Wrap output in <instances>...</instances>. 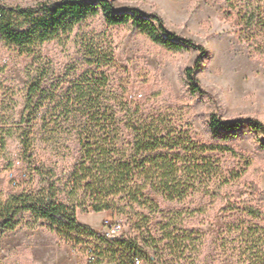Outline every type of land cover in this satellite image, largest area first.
<instances>
[{
    "label": "trees",
    "instance_id": "1",
    "mask_svg": "<svg viewBox=\"0 0 264 264\" xmlns=\"http://www.w3.org/2000/svg\"><path fill=\"white\" fill-rule=\"evenodd\" d=\"M222 1L224 19L233 21L250 54L264 59V0ZM99 15L107 25L138 30L169 51L197 50L194 64L183 70V83L192 94H208L213 104L217 103L197 78L207 49L169 29L157 13L137 7L117 8L111 0H50L27 8L0 3L1 39L32 59L25 69L27 83L14 107L22 109L20 119L0 130V157L7 160L4 154L10 139L18 142L21 156L32 159L30 171L39 177L34 190L7 193L0 189V246L6 233L20 227H46L74 251L86 252V244L94 240L99 261L118 256L124 262L127 254L135 253L145 264H156V257L162 264H204V235L188 229L184 222L224 202V211L239 216L219 232L222 252L230 253L235 264H264V210L253 203L233 201L240 195L230 191L242 182L252 162L227 143L245 127L253 132L256 147L264 151L263 120L224 118L216 106L207 120L212 142L199 143L180 124L174 114L176 108L133 99L127 82L116 83L101 70L113 59L96 50L84 53L82 59L88 69L69 83L60 99L48 95L43 83L54 68L46 66L50 60L44 45L53 41L67 45L75 40L78 25ZM49 100L55 102L56 134L76 132L81 146L80 158L62 188L58 187L55 169L33 159L37 135L49 126ZM217 152L242 158L244 164L226 169ZM8 164L12 166L11 159ZM248 188L252 193H262L255 183H248ZM150 193L177 202L202 194L211 202L210 207L164 211ZM90 210L111 211L144 224L157 215L161 220L158 235L147 230L140 237L122 236L114 245L106 244L96 229L77 218L78 212ZM115 247L121 252L116 254ZM191 253L193 263L189 261ZM168 256L172 257L169 263L163 261Z\"/></svg>",
    "mask_w": 264,
    "mask_h": 264
},
{
    "label": "rangeland",
    "instance_id": "2",
    "mask_svg": "<svg viewBox=\"0 0 264 264\" xmlns=\"http://www.w3.org/2000/svg\"><path fill=\"white\" fill-rule=\"evenodd\" d=\"M50 0H0L9 7H36ZM115 7H137L147 12L159 14L167 27L181 36L202 44L208 51L203 60V67L197 72L202 86L212 92L215 101L208 94H192L183 83V70L194 64L197 50L190 48L181 53L169 51L154 42L145 34L128 26H109L102 15L91 17L77 26L74 41L62 46L56 41L43 47L44 54L50 60L54 72L44 81L48 95L56 101L62 97L69 83L77 79L88 66L82 56L91 50L99 51L112 63L103 67L108 76L116 83L127 82L131 97L137 101H154L158 107L176 108L174 114L179 117L180 124L189 129L199 143H211L207 120L210 113L217 108L222 117L255 118L264 121V59L253 56L242 42L233 21L223 17L222 0H111ZM22 20H19L21 22ZM31 57L20 54L18 49L6 43L0 37V130L8 125H15L20 119L22 109H15L20 99V92L27 83L25 69ZM109 61V60H106ZM55 102H47L48 128L43 134L37 135V151L33 159L45 163L57 172V184L62 188L66 178L73 171L80 158V140L76 132L57 135L59 125L55 119ZM17 111L14 121L12 117ZM14 122V123H12ZM242 158L252 162L242 182L230 188L240 195L233 199L239 203L246 201L264 210V151L256 147L253 132L245 127L237 132L228 142ZM5 160L0 157V189L7 193H21L34 190L38 186L39 177L30 171L29 156L22 157L18 142L9 140ZM226 169H238L244 159L215 153ZM9 159V161H8ZM12 166L9 167L8 162ZM255 183L262 193H252L248 183ZM164 211L190 210L201 206L210 207V198L196 195L182 202L166 200L161 195L150 193ZM63 198V196H61ZM224 202L209 208L204 215L187 217L184 226L190 230L203 233L201 261L204 264H235L230 253L222 252L219 232L223 227L238 218V213L227 212L222 208ZM81 218L101 229L105 221L121 223L127 237H140L142 232L149 230L158 235L157 215L151 217L147 224L124 215L114 214L113 217L101 221V217L92 212L81 213ZM101 226V227H100ZM47 229L46 227H44ZM26 228L8 232L3 236L7 247L0 246V264H28L27 259L11 256L4 260L7 252H13L11 243L23 237V246L27 235ZM56 235L57 244L72 264H84L85 257L76 253L71 246ZM2 245V244H1ZM146 251H151L146 249ZM153 255V251H151ZM190 263H193V254ZM172 257H164L163 261H171ZM155 263V262H154ZM156 264L158 257H156Z\"/></svg>",
    "mask_w": 264,
    "mask_h": 264
},
{
    "label": "crops",
    "instance_id": "3",
    "mask_svg": "<svg viewBox=\"0 0 264 264\" xmlns=\"http://www.w3.org/2000/svg\"><path fill=\"white\" fill-rule=\"evenodd\" d=\"M95 214L101 217V221H105L106 219L114 216L111 211L99 212ZM77 218L79 222L86 224L93 229H98L90 224L86 219H82L80 212H78ZM17 230H19V228ZM25 230L27 232V235L24 236L26 239L25 245H22L23 237H21L18 241L11 243L10 248L12 247L13 252H7L6 255H4V260H9L11 256H14L20 260H24L26 258L28 264H72V260L68 258L66 252L63 250L65 247L61 248L57 244L56 235L53 232L45 229L44 227H40L35 230ZM1 246L3 248L7 247L5 239H2Z\"/></svg>",
    "mask_w": 264,
    "mask_h": 264
},
{
    "label": "built area",
    "instance_id": "4",
    "mask_svg": "<svg viewBox=\"0 0 264 264\" xmlns=\"http://www.w3.org/2000/svg\"><path fill=\"white\" fill-rule=\"evenodd\" d=\"M98 233L102 236V239L105 241L106 244L114 245L119 238L122 236H125V232L123 230V227L121 223L117 222H108L105 221L102 225V228L97 230ZM99 241H96V243ZM86 252H79L74 251L76 253H82L85 257V263L84 264H145L143 259H138L137 254H127L128 259H126L124 262H121L118 256L115 260H98V257L95 252V242L94 240L86 244ZM116 254L120 253L119 247H115Z\"/></svg>",
    "mask_w": 264,
    "mask_h": 264
}]
</instances>
